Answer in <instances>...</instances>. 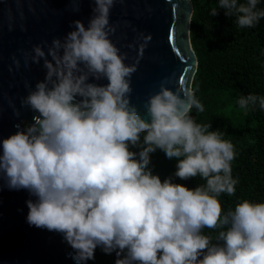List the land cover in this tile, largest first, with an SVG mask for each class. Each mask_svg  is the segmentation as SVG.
Returning <instances> with one entry per match:
<instances>
[{"label": "clouds", "instance_id": "clouds-1", "mask_svg": "<svg viewBox=\"0 0 264 264\" xmlns=\"http://www.w3.org/2000/svg\"><path fill=\"white\" fill-rule=\"evenodd\" d=\"M90 2L87 25L73 21L47 53L34 47L30 59H43L46 76L22 106L37 115L0 140V179L36 197L27 201V222L62 234L76 264L94 259L98 246L116 253L115 264H264V202L244 199L222 213L220 195L236 190L234 144L196 122L191 113L204 106L192 87L162 83L144 105L150 119L141 115L131 103L137 67L110 39L116 0ZM257 5L219 0L241 28L264 18ZM100 80L108 83L93 82ZM237 104L264 110V96H241ZM158 149L177 159L175 177L206 183L189 189L172 177L162 181L149 168ZM205 228L221 229L215 243Z\"/></svg>", "mask_w": 264, "mask_h": 264}, {"label": "water", "instance_id": "water-1", "mask_svg": "<svg viewBox=\"0 0 264 264\" xmlns=\"http://www.w3.org/2000/svg\"><path fill=\"white\" fill-rule=\"evenodd\" d=\"M93 7L90 0H0V140L37 115L22 106L46 76L43 59L39 64L30 59L34 47L42 46L47 53L55 38L63 40L73 30V21L87 25ZM193 11L192 0H116L111 9L115 31L110 39L127 55L125 63L137 67L131 77V103L146 119L144 105L162 83L172 90L192 87L198 68L190 37ZM30 199L36 197L28 190L9 189L0 179V264H76L62 234L29 225Z\"/></svg>", "mask_w": 264, "mask_h": 264}, {"label": "trees", "instance_id": "trees-1", "mask_svg": "<svg viewBox=\"0 0 264 264\" xmlns=\"http://www.w3.org/2000/svg\"><path fill=\"white\" fill-rule=\"evenodd\" d=\"M192 3L190 37L198 60L192 88L204 106V112L193 109L192 113L197 123L211 124V131L224 133L223 138L232 141L236 152L231 163L232 176L237 180L235 194L222 193L219 197L222 213L226 214L244 199L264 202V110L258 104L247 110L237 104L241 96H264V18L254 27L241 28L235 15L226 16V10L219 8V0ZM212 8L218 9L217 16L210 15ZM257 10H264V0H258ZM130 150L138 153L141 149ZM150 155L149 168L162 181L172 177L174 183L189 189L206 183L199 176L188 180L175 177L178 161L167 158L162 150ZM220 230L202 231L215 243ZM116 259L115 252L106 254L98 246L95 258L87 264H115Z\"/></svg>", "mask_w": 264, "mask_h": 264}]
</instances>
